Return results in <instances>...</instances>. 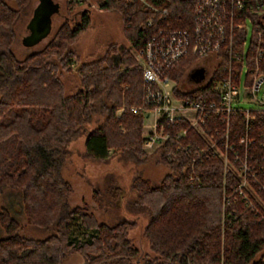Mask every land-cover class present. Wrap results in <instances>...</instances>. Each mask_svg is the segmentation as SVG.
I'll return each mask as SVG.
<instances>
[{"label": "trees", "instance_id": "obj_1", "mask_svg": "<svg viewBox=\"0 0 264 264\" xmlns=\"http://www.w3.org/2000/svg\"><path fill=\"white\" fill-rule=\"evenodd\" d=\"M148 1L168 10L163 22L137 0H99L102 11L120 16L128 47L112 43L100 57L78 61L72 68L70 61L79 58L73 44L90 25L88 12L73 26L62 23L42 49L19 60L12 48L14 28L31 0H0V197L7 189L19 193L26 224L52 230L44 239L23 236V226L7 209H1L0 225L7 236L0 239V264H61L71 255H79L82 264H264V208L248 192L255 210L237 196H223L235 185L236 177L230 170L225 173L220 156L195 163L201 177L192 185L188 176L191 162L173 149L168 157L167 145L156 153V163L167 170L157 184L141 173L132 178L134 196L129 210L146 215L142 234L153 259L137 262L139 252L128 238L134 222L102 223L86 204L69 203L72 189L62 168L69 144L80 136L84 135L85 155L97 162H106L110 150L136 164L151 157L142 149L144 119L130 111L143 103L145 94L142 71L131 50L140 49L167 23L179 29L191 27L193 0ZM81 2L66 0V5L69 10ZM150 17L154 25L148 28ZM241 35L234 42L238 50ZM226 60L224 57L223 62ZM195 62L191 55L179 62L171 72L177 84ZM64 73H74L73 87L67 88ZM213 78L194 93L212 99L209 87ZM120 108L123 110L117 114ZM245 127L241 116H232L230 141L237 142ZM263 130L264 119L254 114L249 134L255 143L248 157L255 166L263 156L259 147ZM258 179L264 186V173ZM111 180V176L105 177V186L94 190L96 204L115 205L121 188ZM248 181L262 198L259 185Z\"/></svg>", "mask_w": 264, "mask_h": 264}, {"label": "built area", "instance_id": "obj_2", "mask_svg": "<svg viewBox=\"0 0 264 264\" xmlns=\"http://www.w3.org/2000/svg\"><path fill=\"white\" fill-rule=\"evenodd\" d=\"M137 1L145 10L159 14L162 22L165 20L167 9L154 7L148 0ZM191 20V27L180 29L166 22L134 51L145 82V94L143 103L131 110L143 117L149 129L142 138V148L160 150L168 145V157L172 149L182 152L191 162L188 176L192 185L201 177L195 163L220 156L224 168L230 161L236 163L242 178L258 184L264 192L258 179L264 173V130L260 132L259 147L263 150L260 165H252L248 157L255 143L249 134V124L254 114L264 119V100L257 99L264 84V0H193ZM246 21L252 30L248 45ZM153 25L150 17L146 26ZM239 33L240 50L234 46ZM187 55L196 57V62L187 73L192 83L185 87L176 83L171 72ZM224 57L227 60L223 62ZM200 70L201 75L197 73ZM213 76L209 87L212 99L194 93L204 89ZM183 93L189 94L184 97ZM245 101L257 107L239 106ZM236 115L245 120L246 127L241 138L231 142L229 123ZM235 188L234 193L242 196L245 206L255 210L243 186Z\"/></svg>", "mask_w": 264, "mask_h": 264}, {"label": "rangeland", "instance_id": "obj_3", "mask_svg": "<svg viewBox=\"0 0 264 264\" xmlns=\"http://www.w3.org/2000/svg\"><path fill=\"white\" fill-rule=\"evenodd\" d=\"M55 5V10L50 14V30L48 34L39 40L37 43L27 46L23 40L29 34L27 25L29 20L32 18L34 8L38 5L39 0H31L26 13L21 15L15 25V41L12 46L16 57L22 60L28 54L42 49L45 44L50 40L56 29L64 22H67L69 26H73L75 22L80 20V16L83 13L88 12L90 25L88 29L82 33L76 42L73 44V48L78 53V60H71L70 66L75 68L78 61H90L100 57L106 50L108 45L114 43L120 48L128 47V43L124 39L121 27L122 20L120 16L112 11H102L98 6L99 0H83L80 4L72 6L68 10L66 0H50ZM12 7H15L13 2H10ZM246 44L248 45L251 38V24L246 21ZM131 50V49H130ZM134 54V50H131ZM245 66L241 70L240 81H243L245 76ZM190 74V71L187 72ZM201 75V70L197 71ZM74 73H64L66 76L67 88L73 87L71 77ZM239 93H243L240 85ZM258 100H264V84L257 93ZM243 108H255L256 104L250 102H243L239 104ZM132 108V107H131ZM122 108L119 109L117 114H120ZM133 115L139 116L130 109ZM97 121H102V117L96 118ZM98 124V123H97ZM95 125L93 123L92 127ZM144 120L142 124V138L149 130L145 126ZM70 150L65 165L62 168V176L67 180L71 186V194L69 196V203L71 206H82L87 205L88 210L92 212L97 220L106 224H114L120 219H125L127 222H134L135 226L128 232V238L130 242L137 248L139 254L138 259H153L155 255L149 250L148 243L143 237V228L146 225V215L140 213H134L129 210V201L133 199L134 193L130 190V184L132 178L137 174H142L145 178L149 179L152 184H157L160 179L166 173V168L156 163V153L158 150H144L149 157L145 163L136 164L131 159L123 158L120 154H113L110 150V157L106 162H97L85 155L84 151V135L71 142L68 146ZM224 165V164H223ZM230 170L236 177V183L230 189V192H224V197H230L235 199L237 196L238 200H242V196L235 192L236 185H242L243 189L251 194L259 206L264 208L262 198L258 196L250 187L249 181L247 182L242 178L238 172V168L231 166V163H227V167L224 168L225 173ZM111 176V182L113 185H117L121 188V194L118 196L115 205L108 206L106 201L102 205H98L94 201V190L105 186V177ZM235 188V189H234ZM236 194V195H235ZM104 200H107L104 199ZM237 200V199H236ZM252 205L256 206L251 200ZM1 209H7L11 215L23 226L20 234L26 237L34 239H44L48 237L52 230H46L37 228L32 225H27L25 217L22 213V199L19 193H13L9 189L5 190L0 197V211ZM82 238L78 232L76 236ZM7 236V233L0 225V239ZM61 264H82V259L79 255H71L67 257Z\"/></svg>", "mask_w": 264, "mask_h": 264}, {"label": "water", "instance_id": "obj_4", "mask_svg": "<svg viewBox=\"0 0 264 264\" xmlns=\"http://www.w3.org/2000/svg\"><path fill=\"white\" fill-rule=\"evenodd\" d=\"M53 10H55V5L50 0H39L27 25L29 34L23 40L27 46L37 43L48 34L50 30V14ZM186 76L187 73L185 78Z\"/></svg>", "mask_w": 264, "mask_h": 264}, {"label": "flooded vegetation", "instance_id": "obj_5", "mask_svg": "<svg viewBox=\"0 0 264 264\" xmlns=\"http://www.w3.org/2000/svg\"><path fill=\"white\" fill-rule=\"evenodd\" d=\"M190 83H192V81L190 80V77H188L187 75L184 81L182 82V85L187 87Z\"/></svg>", "mask_w": 264, "mask_h": 264}]
</instances>
